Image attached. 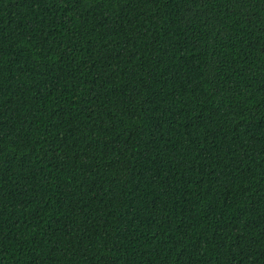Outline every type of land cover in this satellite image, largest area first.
Segmentation results:
<instances>
[{"label": "trees", "instance_id": "trees-1", "mask_svg": "<svg viewBox=\"0 0 264 264\" xmlns=\"http://www.w3.org/2000/svg\"><path fill=\"white\" fill-rule=\"evenodd\" d=\"M0 264H264V0H0Z\"/></svg>", "mask_w": 264, "mask_h": 264}]
</instances>
